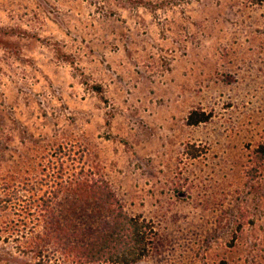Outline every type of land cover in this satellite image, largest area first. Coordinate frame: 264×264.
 Instances as JSON below:
<instances>
[{"label": "rangeland", "instance_id": "rangeland-1", "mask_svg": "<svg viewBox=\"0 0 264 264\" xmlns=\"http://www.w3.org/2000/svg\"><path fill=\"white\" fill-rule=\"evenodd\" d=\"M198 107L210 120L185 124ZM263 139L264 1L0 0V186L84 149L157 230L138 264H264ZM8 212L0 264H33Z\"/></svg>", "mask_w": 264, "mask_h": 264}, {"label": "trees", "instance_id": "trees-1", "mask_svg": "<svg viewBox=\"0 0 264 264\" xmlns=\"http://www.w3.org/2000/svg\"><path fill=\"white\" fill-rule=\"evenodd\" d=\"M93 89L102 93L100 85ZM210 118L198 107L188 112L185 124L198 125ZM252 150L260 166L264 139ZM185 151L191 158L205 152L193 144L186 145ZM83 155L84 149L71 143L54 144L38 163L36 178L15 187L0 186V209L18 217L8 224L22 232L21 251L33 257V264H56L52 260L58 254L70 257L74 264H138L154 244V224L140 214L127 213L108 180L85 167Z\"/></svg>", "mask_w": 264, "mask_h": 264}]
</instances>
